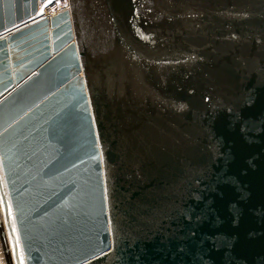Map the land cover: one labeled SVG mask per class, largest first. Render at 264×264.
Returning <instances> with one entry per match:
<instances>
[{"label": "water", "instance_id": "95a60500", "mask_svg": "<svg viewBox=\"0 0 264 264\" xmlns=\"http://www.w3.org/2000/svg\"><path fill=\"white\" fill-rule=\"evenodd\" d=\"M54 1L0 0V264H264V0Z\"/></svg>", "mask_w": 264, "mask_h": 264}, {"label": "built area", "instance_id": "2783aa9c", "mask_svg": "<svg viewBox=\"0 0 264 264\" xmlns=\"http://www.w3.org/2000/svg\"><path fill=\"white\" fill-rule=\"evenodd\" d=\"M58 1H59V0H55V1L52 2L50 5H48L47 7H45L44 10H43V14L46 15V16H48V17L54 15L55 11H57L59 8H57L53 13H51L50 11H52V8H54V7L56 6V4H58ZM67 1H68V0H67ZM59 2H60V1H59ZM65 2H66V0H63L61 3L64 4ZM68 6H69V4H68ZM38 7H39V1H38ZM57 7H58V6H57ZM56 13H58V12H56ZM56 13H55V14H56Z\"/></svg>", "mask_w": 264, "mask_h": 264}, {"label": "rangeland", "instance_id": "374dc122", "mask_svg": "<svg viewBox=\"0 0 264 264\" xmlns=\"http://www.w3.org/2000/svg\"><path fill=\"white\" fill-rule=\"evenodd\" d=\"M60 2H62L63 0H59ZM58 4H56V6L54 7V8H52V11H50L51 13H53L58 7ZM59 8H61L62 10L64 9H68L69 8V6H68V3L66 4V2L63 4V3H61L60 4V6H59Z\"/></svg>", "mask_w": 264, "mask_h": 264}, {"label": "bare ground", "instance_id": "6f19581e", "mask_svg": "<svg viewBox=\"0 0 264 264\" xmlns=\"http://www.w3.org/2000/svg\"><path fill=\"white\" fill-rule=\"evenodd\" d=\"M67 3H68V1L66 0V4H67ZM60 4H61V2L58 1V8H59ZM39 5H40V3H39ZM68 9H69V8H68ZM68 9H65V10H68ZM61 11H64V9L62 10L61 8H59L57 11H55V13H56V12H61ZM55 13H54V14H55Z\"/></svg>", "mask_w": 264, "mask_h": 264}]
</instances>
